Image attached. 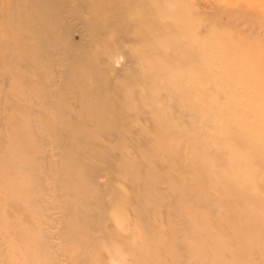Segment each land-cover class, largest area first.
Returning a JSON list of instances; mask_svg holds the SVG:
<instances>
[{
	"label": "rangeland",
	"instance_id": "rangeland-1",
	"mask_svg": "<svg viewBox=\"0 0 264 264\" xmlns=\"http://www.w3.org/2000/svg\"><path fill=\"white\" fill-rule=\"evenodd\" d=\"M0 264H264V0H0Z\"/></svg>",
	"mask_w": 264,
	"mask_h": 264
}]
</instances>
